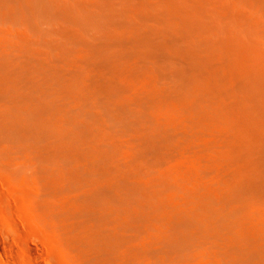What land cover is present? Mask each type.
Returning a JSON list of instances; mask_svg holds the SVG:
<instances>
[{
	"label": "rangeland",
	"instance_id": "374dc122",
	"mask_svg": "<svg viewBox=\"0 0 264 264\" xmlns=\"http://www.w3.org/2000/svg\"><path fill=\"white\" fill-rule=\"evenodd\" d=\"M181 235L264 256V0H0V264Z\"/></svg>",
	"mask_w": 264,
	"mask_h": 264
},
{
	"label": "bare ground",
	"instance_id": "6f19581e",
	"mask_svg": "<svg viewBox=\"0 0 264 264\" xmlns=\"http://www.w3.org/2000/svg\"><path fill=\"white\" fill-rule=\"evenodd\" d=\"M156 218H159V217L157 216ZM183 232L185 235L187 234V232L185 231ZM185 235H181V236L187 237V238H183V239L179 238L178 242L181 245L180 244L176 245L175 240L173 241L171 245L172 251L170 252H172V255H174V258H172L171 260L172 264H197L199 263V260L196 261L194 255L189 251L188 247L190 246L192 242H189L191 241L189 240L190 237L185 236ZM172 240L173 239L169 241H165V242L166 244H169L171 243ZM150 242L153 243L155 241L151 240ZM206 243H209V242L206 241ZM83 253H84V256L87 254V256L91 257V255H89V253H87L86 251H84ZM175 255L179 256L178 260H176ZM214 255L221 257V261L219 263L212 261L213 259L212 257ZM79 256L83 257L80 254ZM181 256L182 258L180 259ZM205 257H207L206 264H264V258H263L264 256L262 257V259L255 258L256 256L255 254L251 252V250L241 247V246H231V247L224 246L217 250L207 249ZM96 258H95V261L93 259V256L92 258H87L86 260H84L85 261L84 263L86 264H111V252L110 251L104 257L103 262L99 261V259L96 260Z\"/></svg>",
	"mask_w": 264,
	"mask_h": 264
}]
</instances>
